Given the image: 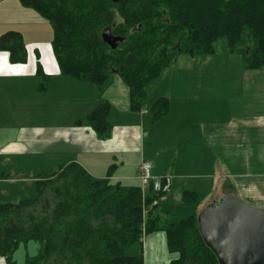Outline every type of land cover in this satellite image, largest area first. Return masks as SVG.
I'll use <instances>...</instances> for the list:
<instances>
[{"label": "trees", "instance_id": "obj_1", "mask_svg": "<svg viewBox=\"0 0 264 264\" xmlns=\"http://www.w3.org/2000/svg\"><path fill=\"white\" fill-rule=\"evenodd\" d=\"M20 1L51 24L62 74L100 90L118 75L129 87L132 111L143 108L148 88L175 66L180 55H213L223 38L231 53L243 55L246 70L264 69V0ZM105 29L122 38L116 48L103 40ZM0 45L13 62L27 61L19 33L3 34ZM110 109L111 104L102 100L86 116L100 140L112 135ZM169 110L170 100L162 96L150 113L158 120ZM36 188L33 198L0 204V257L5 264H17L15 252L30 241L39 243V251L34 257L27 255L25 264H143L142 237L160 231L166 235L168 251L176 255L169 264H219L200 234L197 215L173 222L153 215L161 196L153 183L143 192L140 185L94 177L71 162L57 172L41 174ZM196 197L184 193L185 201ZM135 244L139 252L130 255Z\"/></svg>", "mask_w": 264, "mask_h": 264}, {"label": "crops", "instance_id": "obj_2", "mask_svg": "<svg viewBox=\"0 0 264 264\" xmlns=\"http://www.w3.org/2000/svg\"><path fill=\"white\" fill-rule=\"evenodd\" d=\"M7 32L21 35L27 61L13 62L0 45V204L33 195L41 174L71 162L94 177L140 185V166L146 160L153 180L171 177L170 190L157 204L164 205V217L174 216L170 222L198 215L227 194L264 207V76L243 84L240 96L226 95L230 81L211 75L222 73L221 67L201 65L209 79L203 80L197 77L200 65L191 64L195 57L180 55L176 66L188 75L192 71L196 85L188 81L187 93L168 96V114L153 120L151 106L165 96L160 92L148 106L132 111L129 87L118 75L100 90L62 74L51 24L20 0H0V39ZM212 87L227 99L211 96ZM221 98L226 104L229 100L231 111L239 107L241 116L231 115L229 121L211 117L221 116ZM102 100L111 104L112 135L107 140H100L86 120ZM185 192L195 193L196 201H185ZM175 208L180 212L174 213ZM143 256V264H169L176 258L162 231L145 236Z\"/></svg>", "mask_w": 264, "mask_h": 264}, {"label": "water", "instance_id": "obj_3", "mask_svg": "<svg viewBox=\"0 0 264 264\" xmlns=\"http://www.w3.org/2000/svg\"><path fill=\"white\" fill-rule=\"evenodd\" d=\"M102 37L111 48L122 41L110 29ZM197 219L200 234L219 264H264L263 207L227 194L204 208Z\"/></svg>", "mask_w": 264, "mask_h": 264}, {"label": "rangeland", "instance_id": "obj_4", "mask_svg": "<svg viewBox=\"0 0 264 264\" xmlns=\"http://www.w3.org/2000/svg\"><path fill=\"white\" fill-rule=\"evenodd\" d=\"M191 64L192 65H195V64L200 65L199 68H201V70H197V73H198L197 77L198 78L201 77V79H203V80H209L207 77V74H208L207 67H209V68H215L217 66L221 67L222 73L219 72V73L215 74V71H211L212 78H216L215 76H217L218 77V78H216L217 80L222 79V78L228 79L230 81V85L225 87L224 93L226 95H231V96H236V97L240 96V92L243 90V84L251 81L254 78V76H259V77L264 76V69L258 70V71H249V70L246 71L243 68L244 67L243 55L239 54V53H231L229 50V47H228L227 40L225 38L220 39L218 41L217 52L215 54L209 55V56L195 57L194 61H191ZM204 64L207 66L206 69L201 66ZM224 68H225V70H224ZM186 71L187 70H182L181 68L178 67V65L176 66V64H175V66H173V68L168 70L163 75V77L157 81V83L153 87L148 88L150 90L148 91V98H147V100H145L144 106H148L149 105L148 100L150 99V97L152 95H155L158 92H160L161 95H165L168 99H169L168 96H171L172 93L174 95H180L181 91H184L185 93H187L188 81H191L192 85H196V82H194L193 77H190V75L193 72L190 71L189 72L190 75H188ZM207 88L211 89V87H207ZM213 90L218 92V93H214ZM211 93H212L211 96H213V95L218 96L219 95L222 98H224V97L226 98V96L221 91V89L219 90L218 88L212 87ZM223 95H224V97H223ZM222 98L219 99V101H220L219 110H220L221 116H217V115L212 114L211 117H218L220 119H224L225 121H229L231 119L230 118L231 115L235 116L237 114V115L241 116L242 111L239 107H237L238 109H236L235 111H231V103L229 102V100H228V103L226 104V102ZM222 101H224V102H222ZM240 107H244V106H240ZM244 109H246V108L244 107ZM126 183H127V181H126ZM126 183H123V184L127 185ZM140 186L142 188L141 180H140ZM142 191H143V188H142ZM33 193H34L33 195L30 194L29 196H27V198H24V199L33 198L36 196V193H37L36 185L34 186V192ZM159 201H161V200L159 199ZM244 201L247 202L246 200H244ZM161 202L163 203V201H161ZM247 203L251 204L250 202H247ZM251 205H253V204H251ZM254 206H256V205H254ZM162 207L164 208L163 204H159V207H155L153 209V215H163ZM176 208L173 210L174 213L180 212L179 209L177 210ZM172 217H174V216L170 215V216L164 217V215H163V220L168 219L169 221H172ZM141 241L143 244L145 241V235L142 237ZM38 251H39V243L35 242V241H30L27 245H20L18 250L15 252L14 257H15L17 264H25L26 259H27V255L29 257H34L38 254ZM138 252H139V245L135 244L131 247V249L129 250L128 253L130 255H135ZM0 264H5L4 260L1 257H0ZM35 264H43V263L41 261H39Z\"/></svg>", "mask_w": 264, "mask_h": 264}, {"label": "built area", "instance_id": "obj_5", "mask_svg": "<svg viewBox=\"0 0 264 264\" xmlns=\"http://www.w3.org/2000/svg\"><path fill=\"white\" fill-rule=\"evenodd\" d=\"M140 180L143 188V192H145L147 185L154 178L152 175V164L149 161H143L140 166ZM171 184V178L165 177L164 184L161 182L154 183V190L156 192H167L169 190Z\"/></svg>", "mask_w": 264, "mask_h": 264}]
</instances>
